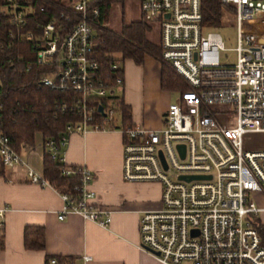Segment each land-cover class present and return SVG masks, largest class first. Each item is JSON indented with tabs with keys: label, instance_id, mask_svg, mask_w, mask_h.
Segmentation results:
<instances>
[{
	"label": "built area",
	"instance_id": "1",
	"mask_svg": "<svg viewBox=\"0 0 264 264\" xmlns=\"http://www.w3.org/2000/svg\"><path fill=\"white\" fill-rule=\"evenodd\" d=\"M137 1L141 22L157 25L160 62L186 86L185 92H173L175 100L158 129H118L122 181L160 189L159 208L138 218V246L159 264H264V148L244 147L247 136L264 135V0H217L232 11V64L219 58L225 49L218 29L202 25L200 0ZM5 2L6 20L14 30L7 37L30 43L37 65L53 69L39 79L38 88L70 90L80 97L79 121L67 124L56 142L40 137L43 154L61 163L70 134L106 131L114 125L112 99L123 83L120 62L114 60L109 67L112 80L96 78L91 50L96 32L106 24L92 0L56 7L55 17L28 30L30 7ZM88 101L106 104L88 106ZM94 114L103 125L94 123ZM177 147L183 148L182 158ZM0 163L4 168L25 166L1 134ZM77 170L75 196L57 193L62 202L57 220L73 214L106 228L110 212L89 203L92 176L84 168ZM62 173L70 175L72 170L64 168ZM179 177L200 179L186 182ZM27 178L50 188L29 169Z\"/></svg>",
	"mask_w": 264,
	"mask_h": 264
},
{
	"label": "crops",
	"instance_id": "2",
	"mask_svg": "<svg viewBox=\"0 0 264 264\" xmlns=\"http://www.w3.org/2000/svg\"><path fill=\"white\" fill-rule=\"evenodd\" d=\"M121 68L123 83L118 95L129 110L131 125L158 129L171 103V93L160 89L159 62L145 57L137 66L124 60ZM33 139L32 147L18 152L25 166L5 168L0 177V210H4L0 264H46V259L52 258L72 259L73 264H159L138 246V218L159 208L160 189L155 184L122 181V138L118 130L72 133L61 156L65 168L90 172L89 203L110 212L106 228L73 214L57 220L62 210L60 196L51 188L31 184L27 178L28 169L42 175L40 136ZM26 227L43 230V249L24 248Z\"/></svg>",
	"mask_w": 264,
	"mask_h": 264
},
{
	"label": "trees",
	"instance_id": "3",
	"mask_svg": "<svg viewBox=\"0 0 264 264\" xmlns=\"http://www.w3.org/2000/svg\"><path fill=\"white\" fill-rule=\"evenodd\" d=\"M124 1L126 0H92L91 4L98 7L99 20L105 22L112 5ZM13 2L21 7H30L25 30L36 24H45L57 15L56 7H61L59 1L13 0ZM6 6L5 0H0V134L8 138L11 148L18 153L21 148L33 146L35 133L39 134L43 142L49 140L56 142L67 124L79 121L76 104L80 97L70 90L38 88L39 79L44 75H50L53 69L37 65L35 52L30 43L14 42L12 38L7 37L8 33L14 30L7 23ZM230 10L229 6L220 4L217 0H200L202 25L209 29H219L222 18ZM149 30L147 24L139 20L123 26L118 33L108 29L97 31L91 50V60L97 64L96 78L102 81L112 80L109 67L117 60L116 56L121 63L130 60L137 66L142 64L145 57H150L160 64V89L170 93L185 92L186 86L182 79L168 65L160 62L158 44L147 40ZM112 102L118 114L119 125L106 126V131L131 127L129 110L122 103L120 95L113 98ZM99 104L104 107L106 102L88 101V106ZM94 123L103 125V120L94 114ZM64 168L62 163L43 154L41 175L43 181L56 193L75 196L73 189L80 183V174L77 168H70L72 174L65 175L62 173ZM4 169L0 163V177ZM2 244L0 236V248ZM23 245L27 250L43 249V230L35 227L24 228ZM53 259L56 260V264H73L72 259Z\"/></svg>",
	"mask_w": 264,
	"mask_h": 264
},
{
	"label": "rangeland",
	"instance_id": "4",
	"mask_svg": "<svg viewBox=\"0 0 264 264\" xmlns=\"http://www.w3.org/2000/svg\"><path fill=\"white\" fill-rule=\"evenodd\" d=\"M51 2H60V6H67L76 0H49ZM232 13H225L222 20H224L225 16L227 17V21H224L219 29V35L223 43V48L225 49L220 53L219 58L222 62L227 64H232L234 62L235 53L234 48L236 45V35L235 30L230 20L229 15ZM140 20V12H139V4L137 0H126L122 3L114 4L109 11L107 16V20L105 21L106 29L113 31L114 33H118L123 26H126L130 23L137 22ZM221 20V21H222ZM149 27V32L146 35L147 40L150 43L155 45L158 44V28L157 25L150 23L147 25ZM117 61L120 62L119 58L116 56ZM120 66L122 63L120 62ZM120 92V91H119ZM171 98V103L175 100V94L171 93L169 95ZM114 125H119L118 114L114 117ZM244 147H259L264 148V135L262 134H253L246 137L244 140ZM21 159V158H20Z\"/></svg>",
	"mask_w": 264,
	"mask_h": 264
},
{
	"label": "water",
	"instance_id": "5",
	"mask_svg": "<svg viewBox=\"0 0 264 264\" xmlns=\"http://www.w3.org/2000/svg\"><path fill=\"white\" fill-rule=\"evenodd\" d=\"M97 112L102 116V113H101V108L98 107L97 108ZM180 151H181V158H182V151H183V148L182 147H177ZM197 179H200L198 177H179V180H183V181H190V180H197Z\"/></svg>",
	"mask_w": 264,
	"mask_h": 264
}]
</instances>
